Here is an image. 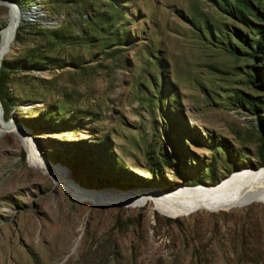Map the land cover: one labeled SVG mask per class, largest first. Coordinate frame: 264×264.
Wrapping results in <instances>:
<instances>
[{
    "label": "rangeland",
    "instance_id": "obj_1",
    "mask_svg": "<svg viewBox=\"0 0 264 264\" xmlns=\"http://www.w3.org/2000/svg\"><path fill=\"white\" fill-rule=\"evenodd\" d=\"M12 12L26 19L0 64L2 122L81 189L264 167V18L237 0H0V33ZM0 264H264V204L170 217L77 201L0 132Z\"/></svg>",
    "mask_w": 264,
    "mask_h": 264
},
{
    "label": "bare ground",
    "instance_id": "obj_2",
    "mask_svg": "<svg viewBox=\"0 0 264 264\" xmlns=\"http://www.w3.org/2000/svg\"><path fill=\"white\" fill-rule=\"evenodd\" d=\"M29 10L30 15L32 9ZM24 19L26 17L12 12L7 25L2 29L0 64L10 52L18 25ZM1 118L0 115V132H13L19 135L28 152L29 163L49 174L54 182L61 183L77 201L134 207L152 200L156 210L170 217L188 216L198 210L215 212L251 202L264 204V167L252 168V166L234 171L211 186H177L169 192L146 188H135L127 192L111 189H81L70 180L67 170L42 159L27 131L17 124H5Z\"/></svg>",
    "mask_w": 264,
    "mask_h": 264
},
{
    "label": "trees",
    "instance_id": "obj_3",
    "mask_svg": "<svg viewBox=\"0 0 264 264\" xmlns=\"http://www.w3.org/2000/svg\"><path fill=\"white\" fill-rule=\"evenodd\" d=\"M237 1L243 9L249 11L250 13H253L258 19L262 20V18H264V16L262 14L259 15L258 13H255L252 11L251 6L248 4L247 0H237ZM238 13L240 14L241 20L243 22H247V19H246L245 15L241 9L238 10ZM261 28H264V27H261ZM262 32H263L262 34H264V30ZM254 52L264 54V38H260V39H257L255 41ZM252 56H256V55L253 54ZM262 60L264 61V56L262 57ZM261 68L262 69H260L261 71H259V76L261 75L260 72H263V74H264V71H263L264 66H262ZM262 165H264V164H262Z\"/></svg>",
    "mask_w": 264,
    "mask_h": 264
},
{
    "label": "built area",
    "instance_id": "obj_4",
    "mask_svg": "<svg viewBox=\"0 0 264 264\" xmlns=\"http://www.w3.org/2000/svg\"><path fill=\"white\" fill-rule=\"evenodd\" d=\"M30 8H34V9H35V8H36V5H33V6L30 5V7H29L28 9H30ZM28 9H27V10H28ZM35 10H36V9H35ZM36 14H38V13L36 12ZM33 17H35V16H33ZM31 18H32V17H31ZM31 18H29L28 20H30Z\"/></svg>",
    "mask_w": 264,
    "mask_h": 264
},
{
    "label": "water",
    "instance_id": "obj_5",
    "mask_svg": "<svg viewBox=\"0 0 264 264\" xmlns=\"http://www.w3.org/2000/svg\"><path fill=\"white\" fill-rule=\"evenodd\" d=\"M1 111V110H0Z\"/></svg>",
    "mask_w": 264,
    "mask_h": 264
}]
</instances>
